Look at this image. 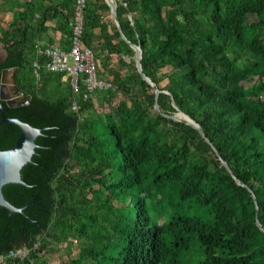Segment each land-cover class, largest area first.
<instances>
[{
    "label": "trees",
    "instance_id": "trees-1",
    "mask_svg": "<svg viewBox=\"0 0 264 264\" xmlns=\"http://www.w3.org/2000/svg\"><path fill=\"white\" fill-rule=\"evenodd\" d=\"M4 1L13 20L0 19V90L3 70L15 68L24 104L1 100L0 121L51 128L22 169L29 186L3 187L13 205L31 202L12 214L0 205V255L31 250L3 264H51L52 247L70 255L76 240L79 254L62 264H264V0H115L127 39L142 46L144 72L164 90L159 110L110 5L86 0L83 45L117 86L95 93L119 102L104 114L91 113L95 97L75 94L38 52L51 20L71 47L78 0ZM173 100L241 183L197 128L168 116ZM19 134L4 123L0 150Z\"/></svg>",
    "mask_w": 264,
    "mask_h": 264
},
{
    "label": "water",
    "instance_id": "water-1",
    "mask_svg": "<svg viewBox=\"0 0 264 264\" xmlns=\"http://www.w3.org/2000/svg\"><path fill=\"white\" fill-rule=\"evenodd\" d=\"M107 3L111 7L112 15L115 19V22L118 26V29L120 33L122 34V37L131 45V47L135 50V60H136V66L138 68V71L142 75V77L152 85V87L155 90L156 93V108L159 110V95L162 90L151 77L147 76V74L143 70V49L142 46L139 44L132 43L127 39V36L125 35L123 31V27L121 25V21L118 14L117 9V3L115 0H106ZM2 61V60H0ZM11 69H4L2 72V83H1V94H0V110L3 109V105L1 100H6L11 106H17L16 104L11 103L8 98L3 95V91L5 89V76L6 72ZM173 104L177 109V112L173 115H168L170 118L182 121L187 124L192 125L193 127L197 128L203 137L212 145V147L215 149L217 155H219L220 160L222 161L223 165L227 167V169L230 171V173L233 175V177L240 182L237 175L232 170L231 166L220 156L219 151L216 149L214 144L211 142V140L207 137V134L205 133L203 127L200 123H198L193 117H191L189 114L185 113L184 111L180 110V108L177 106V103L175 100H173ZM73 121H76V118H74ZM6 122H12L16 124L20 130L19 137L16 141V144L13 147L0 150V205L4 206L8 209L9 213L12 214L14 212H23V210L31 204V202L21 206L17 207L13 205L7 198L5 197L3 193V187L6 184L9 183H19L24 186H29L22 178V169L23 167L32 161V157L35 154L36 148L39 146L36 142L37 138L43 134L44 130L50 129L51 127L45 126V127H36L31 125L28 122H25L17 117L9 118L6 116H3L2 121H0V127L6 123ZM249 190L252 192L253 197L256 201L257 210H259V204L256 198L255 193L249 188ZM258 226L264 231V228L259 220H257Z\"/></svg>",
    "mask_w": 264,
    "mask_h": 264
},
{
    "label": "built area",
    "instance_id": "built-area-1",
    "mask_svg": "<svg viewBox=\"0 0 264 264\" xmlns=\"http://www.w3.org/2000/svg\"><path fill=\"white\" fill-rule=\"evenodd\" d=\"M86 0H78L74 35L70 49H63L56 45L40 46L39 54L46 57L45 67L52 72L61 73L69 80L75 94H82L83 99L94 98L97 91H116L117 86L108 78L102 77L93 48L84 46L82 41L83 34V8ZM35 73L40 74L42 64L34 62ZM72 110L76 113V121L82 120V106L78 99L72 104ZM31 250L22 247L11 250L7 255H0V264H3L9 257H26Z\"/></svg>",
    "mask_w": 264,
    "mask_h": 264
},
{
    "label": "rangeland",
    "instance_id": "rangeland-1",
    "mask_svg": "<svg viewBox=\"0 0 264 264\" xmlns=\"http://www.w3.org/2000/svg\"><path fill=\"white\" fill-rule=\"evenodd\" d=\"M7 18L6 14L5 17H0V19H5ZM5 50L4 48L0 45V59H3L5 57ZM129 59V58H128ZM166 71V70H165ZM15 73V70H8L6 72V76H5V92L4 95L8 98H12L14 99V101L18 102L20 101L21 103H24V97L20 92H17L14 89V80H13V75ZM167 83V79H165L162 82V85H166ZM246 83V82H245ZM248 85V83H246ZM94 101H95V107L94 109H92L95 113H100V114H104L106 112L112 111L113 113H117L118 109H117V105L119 102H115L112 103V105H109L106 100L104 99V96H94ZM124 98L123 96L120 98L122 99ZM82 242L81 241H74V245L72 246V248L70 249L71 254L69 255L68 253V249L66 247H59V246H54L51 248L50 252L47 254V257L49 259V262L51 264H62L64 261H68L71 257H76L80 250V246H81ZM198 245H195L194 248H197ZM198 256V255H197ZM199 257V256H198ZM201 258L204 259L203 254H201ZM196 260L194 264H196Z\"/></svg>",
    "mask_w": 264,
    "mask_h": 264
},
{
    "label": "crops",
    "instance_id": "crops-1",
    "mask_svg": "<svg viewBox=\"0 0 264 264\" xmlns=\"http://www.w3.org/2000/svg\"><path fill=\"white\" fill-rule=\"evenodd\" d=\"M55 1H59V0H55ZM5 14H6L7 18L2 19L1 24H3L4 26H7L8 23L12 22V20H13V14L7 10L5 1L4 0H0V17H3L4 18L5 17ZM49 24H50L51 28L44 35V38L42 40L43 44L56 45V46H59V47H61L63 49H67L65 47L68 46V37H66L65 35H63L61 31H58V30H54L53 29V26L54 25H57V22L56 21L51 20L49 22ZM68 49H70V48H68ZM5 52H6L5 57L3 59H0V60H4L6 58L7 51L5 50ZM14 70H15V68H14ZM63 80L66 81L67 78L63 76Z\"/></svg>",
    "mask_w": 264,
    "mask_h": 264
},
{
    "label": "flooded vegetation",
    "instance_id": "flooded-vegetation-1",
    "mask_svg": "<svg viewBox=\"0 0 264 264\" xmlns=\"http://www.w3.org/2000/svg\"><path fill=\"white\" fill-rule=\"evenodd\" d=\"M4 92H5V89H4V91H3V95H4ZM0 94H1V92H0ZM6 97V96H5ZM6 98H8V97H6ZM8 100H10L11 101V103H13V104H16L17 106H20V105H22V104H24V103H21L20 101H18V102H16V101H14V99H10V98H8ZM8 102V101H7Z\"/></svg>",
    "mask_w": 264,
    "mask_h": 264
}]
</instances>
